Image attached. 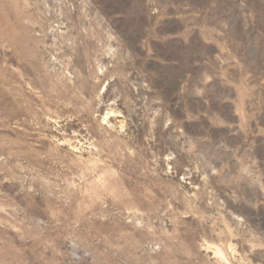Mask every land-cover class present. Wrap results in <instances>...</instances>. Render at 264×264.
I'll use <instances>...</instances> for the list:
<instances>
[{
	"label": "rangeland",
	"instance_id": "obj_1",
	"mask_svg": "<svg viewBox=\"0 0 264 264\" xmlns=\"http://www.w3.org/2000/svg\"><path fill=\"white\" fill-rule=\"evenodd\" d=\"M0 264H264V0H0Z\"/></svg>",
	"mask_w": 264,
	"mask_h": 264
}]
</instances>
